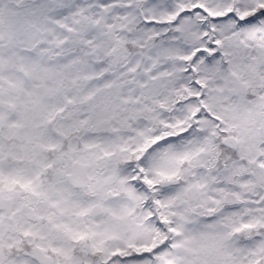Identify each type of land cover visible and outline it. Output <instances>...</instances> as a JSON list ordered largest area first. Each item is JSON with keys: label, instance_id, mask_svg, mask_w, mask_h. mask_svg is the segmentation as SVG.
Instances as JSON below:
<instances>
[{"label": "snow or ice", "instance_id": "snow-or-ice-1", "mask_svg": "<svg viewBox=\"0 0 264 264\" xmlns=\"http://www.w3.org/2000/svg\"><path fill=\"white\" fill-rule=\"evenodd\" d=\"M0 264H264V0H0Z\"/></svg>", "mask_w": 264, "mask_h": 264}]
</instances>
